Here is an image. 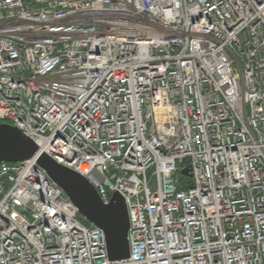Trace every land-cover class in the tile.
Wrapping results in <instances>:
<instances>
[{
	"label": "built area",
	"instance_id": "1",
	"mask_svg": "<svg viewBox=\"0 0 264 264\" xmlns=\"http://www.w3.org/2000/svg\"><path fill=\"white\" fill-rule=\"evenodd\" d=\"M0 120L130 222L2 162L0 264H264V0H0Z\"/></svg>",
	"mask_w": 264,
	"mask_h": 264
},
{
	"label": "water",
	"instance_id": "2",
	"mask_svg": "<svg viewBox=\"0 0 264 264\" xmlns=\"http://www.w3.org/2000/svg\"><path fill=\"white\" fill-rule=\"evenodd\" d=\"M36 157L38 166L60 186L81 216L105 233L109 259L123 260L130 256L128 208L117 192L105 204L97 189L80 173L58 163L41 152L35 140L25 136L17 127L0 122V163H18ZM188 171H183L187 174Z\"/></svg>",
	"mask_w": 264,
	"mask_h": 264
},
{
	"label": "rangeland",
	"instance_id": "3",
	"mask_svg": "<svg viewBox=\"0 0 264 264\" xmlns=\"http://www.w3.org/2000/svg\"><path fill=\"white\" fill-rule=\"evenodd\" d=\"M149 186L151 189H155L156 187V180L155 179H151L150 182H149ZM90 223H88L89 225Z\"/></svg>",
	"mask_w": 264,
	"mask_h": 264
},
{
	"label": "bare ground",
	"instance_id": "4",
	"mask_svg": "<svg viewBox=\"0 0 264 264\" xmlns=\"http://www.w3.org/2000/svg\"><path fill=\"white\" fill-rule=\"evenodd\" d=\"M87 169H88V167L85 165V166L83 167V170L86 171Z\"/></svg>",
	"mask_w": 264,
	"mask_h": 264
},
{
	"label": "trees",
	"instance_id": "5",
	"mask_svg": "<svg viewBox=\"0 0 264 264\" xmlns=\"http://www.w3.org/2000/svg\"><path fill=\"white\" fill-rule=\"evenodd\" d=\"M0 122H4L3 120H0ZM182 178H185V177H183V176H181Z\"/></svg>",
	"mask_w": 264,
	"mask_h": 264
}]
</instances>
